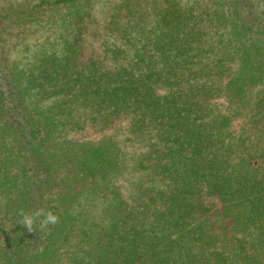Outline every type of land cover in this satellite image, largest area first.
I'll return each mask as SVG.
<instances>
[{
  "label": "trees",
  "instance_id": "obj_1",
  "mask_svg": "<svg viewBox=\"0 0 264 264\" xmlns=\"http://www.w3.org/2000/svg\"><path fill=\"white\" fill-rule=\"evenodd\" d=\"M0 264H264V0H0Z\"/></svg>",
  "mask_w": 264,
  "mask_h": 264
},
{
  "label": "clouds",
  "instance_id": "obj_2",
  "mask_svg": "<svg viewBox=\"0 0 264 264\" xmlns=\"http://www.w3.org/2000/svg\"><path fill=\"white\" fill-rule=\"evenodd\" d=\"M18 224L24 227L28 232H36V227L41 231L59 223V217L52 211L45 212L43 209H36L31 213H25L21 210Z\"/></svg>",
  "mask_w": 264,
  "mask_h": 264
},
{
  "label": "rangeland",
  "instance_id": "obj_3",
  "mask_svg": "<svg viewBox=\"0 0 264 264\" xmlns=\"http://www.w3.org/2000/svg\"><path fill=\"white\" fill-rule=\"evenodd\" d=\"M102 135V133H99L95 130H89L81 135H79L80 138H88V139H97Z\"/></svg>",
  "mask_w": 264,
  "mask_h": 264
}]
</instances>
